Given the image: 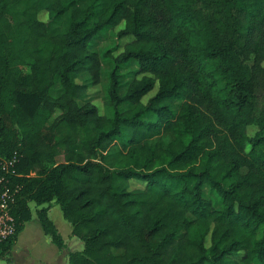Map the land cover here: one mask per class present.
Returning a JSON list of instances; mask_svg holds the SVG:
<instances>
[{"label":"trees","instance_id":"16d2710c","mask_svg":"<svg viewBox=\"0 0 264 264\" xmlns=\"http://www.w3.org/2000/svg\"><path fill=\"white\" fill-rule=\"evenodd\" d=\"M116 28L107 116L90 44ZM12 159L5 264L30 203L65 246L51 202L68 264H264V0H0V175Z\"/></svg>","mask_w":264,"mask_h":264},{"label":"crops","instance_id":"0c3cea01","mask_svg":"<svg viewBox=\"0 0 264 264\" xmlns=\"http://www.w3.org/2000/svg\"><path fill=\"white\" fill-rule=\"evenodd\" d=\"M38 207L36 206L34 211L31 208V219L24 223L23 229L17 235L11 250L12 264H68V253L82 249L80 240L71 234L72 226L63 218L59 205L51 202L48 216L65 243V246L59 249L44 233L35 212Z\"/></svg>","mask_w":264,"mask_h":264},{"label":"rangeland","instance_id":"374dc122","mask_svg":"<svg viewBox=\"0 0 264 264\" xmlns=\"http://www.w3.org/2000/svg\"><path fill=\"white\" fill-rule=\"evenodd\" d=\"M41 19H45L46 15L44 13H41L39 16ZM119 30V28H116L114 30H110V31H106L104 34H102L100 37L94 39L91 44H90V48L94 51H96L100 57H101V61H102V69H101V82L99 85L93 86L91 88H89L88 92H89V96L88 98H86V100H89L90 102L94 103L97 108L100 110V112H104L106 113L107 116H112L113 115V108L108 107L107 105V100H108V91L107 88L110 84V72L112 71L113 68V62L112 59L110 57H106L104 56L105 51L106 50H112L114 46H117L116 50L112 51L113 54L118 53L119 51L122 50V47L124 45V43L126 42V38H122L118 39V37L116 36V32ZM119 41V42H118ZM117 44V45H116ZM136 68L134 63H131L130 66L127 69H123L121 71V77L118 78L120 86H119V92L120 94H122L125 91V87H124V83L127 82L130 78H131V71H133ZM29 71V66L25 65L21 67V73H27ZM86 75H81L78 78L79 82H84L87 78ZM60 88L59 86H57L54 90V92H52V94H57L59 93ZM154 94V90L153 92H151L149 95H147L145 97V99ZM262 109V102L261 100L258 102V104L256 105V109H255V115L256 117H258L260 115ZM250 130H252V128H250ZM140 183H133V186H140ZM32 210H35L36 205L35 204H31L30 205ZM218 206V204H217ZM82 246V243H80ZM0 264H5L4 261L0 260Z\"/></svg>","mask_w":264,"mask_h":264},{"label":"built area","instance_id":"2783aa9c","mask_svg":"<svg viewBox=\"0 0 264 264\" xmlns=\"http://www.w3.org/2000/svg\"><path fill=\"white\" fill-rule=\"evenodd\" d=\"M14 162V159L5 160L1 164L3 174L0 175V239L12 234L15 230L14 220L9 211L19 186L12 185L8 178V175L14 173L10 170Z\"/></svg>","mask_w":264,"mask_h":264}]
</instances>
